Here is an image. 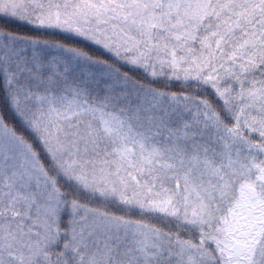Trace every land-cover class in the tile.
Returning <instances> with one entry per match:
<instances>
[{"label": "snow or ice", "instance_id": "snow-or-ice-1", "mask_svg": "<svg viewBox=\"0 0 264 264\" xmlns=\"http://www.w3.org/2000/svg\"><path fill=\"white\" fill-rule=\"evenodd\" d=\"M0 264H264V0H0Z\"/></svg>", "mask_w": 264, "mask_h": 264}]
</instances>
